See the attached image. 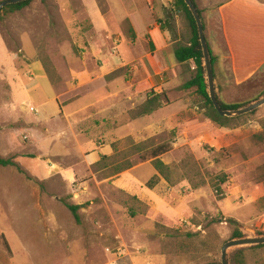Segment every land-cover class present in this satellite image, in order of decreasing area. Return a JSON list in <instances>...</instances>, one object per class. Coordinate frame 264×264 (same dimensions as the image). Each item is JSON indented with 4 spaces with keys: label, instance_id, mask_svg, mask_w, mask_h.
<instances>
[{
    "label": "rangeland",
    "instance_id": "374dc122",
    "mask_svg": "<svg viewBox=\"0 0 264 264\" xmlns=\"http://www.w3.org/2000/svg\"><path fill=\"white\" fill-rule=\"evenodd\" d=\"M215 2L196 3L208 18ZM128 12L142 29L141 14L169 13L168 45L145 33L151 25L132 39ZM190 37L174 0H31L0 11V157L16 163L0 165V264H220L229 218L244 236L264 235V104L225 127L211 122L204 99L181 88L195 65L172 50ZM223 87L233 103L257 100L264 68ZM155 95L161 105L142 113ZM159 144L170 182L141 158ZM240 249L245 264H264V244L229 249L230 264Z\"/></svg>",
    "mask_w": 264,
    "mask_h": 264
},
{
    "label": "crops",
    "instance_id": "0c3cea01",
    "mask_svg": "<svg viewBox=\"0 0 264 264\" xmlns=\"http://www.w3.org/2000/svg\"><path fill=\"white\" fill-rule=\"evenodd\" d=\"M215 3L217 4L207 11L209 19L203 15L205 10L198 7L202 10L205 37L215 58L212 67L216 95L219 101L233 103L225 99L223 86L240 88L264 68V0H217ZM136 10L140 12V9ZM127 15L131 23L130 31L132 29L134 32L133 36L131 32L132 39L151 25L145 33H151L157 38L161 49L163 45H168L160 40L162 34L156 19L162 18L154 19L141 14V19L144 17L145 21L142 29V25H138L132 14L128 12ZM213 18L216 19L217 30L209 27ZM209 31L211 36L208 35Z\"/></svg>",
    "mask_w": 264,
    "mask_h": 264
},
{
    "label": "trees",
    "instance_id": "16d2710c",
    "mask_svg": "<svg viewBox=\"0 0 264 264\" xmlns=\"http://www.w3.org/2000/svg\"><path fill=\"white\" fill-rule=\"evenodd\" d=\"M31 0H26L22 1L19 3H14V4H8L4 6L3 11L5 12H13L16 10H20L21 8L25 7L27 4H29ZM194 6L196 7L198 13L200 16H202V10L198 7L197 3L195 0H192ZM174 7L178 10L181 11L184 14V17L187 19L188 25L191 30V37L189 39V42L184 45H177L175 46L173 53L175 59L180 62H187L189 60H192L194 62L195 68H194V75L184 82L181 85V88L183 89H190L194 88L195 91L204 99V106H205V114L206 116L210 119L211 122L214 124L220 126V127H225L228 125V122L230 120L235 119L236 117H226V116H221L216 109L214 108L208 94L206 91V83L204 81V69L202 66V51L200 48V42H199V37L197 33V27L194 21L193 16L191 15V12L189 11L187 5L183 0H174ZM170 16L169 13L166 14V17L163 19H156V21L160 24V29H168L169 31H173V26L171 25L170 21ZM203 27H204V22H203ZM205 28V27H204ZM132 36L134 35L133 30L131 29ZM151 45L152 42H150ZM211 53V61L212 64L215 61L214 56L212 55V51L210 49ZM220 106L223 109H228V108H237L242 106L243 104L240 103H225L223 101H219ZM161 105V102L159 98L155 95L154 97L146 99L143 108H142V113H149L156 108H158ZM131 150L134 152H141L144 146V143H137V144H131ZM169 147L165 144H159L155 147L150 148L149 150L144 151V153L141 154L142 159H151V162L153 164V167L155 170L158 172L160 176H162L166 181H171L170 180V173H171V166L164 163L160 159V155L165 153ZM0 165L1 166H7V165H16L15 161L11 158H2L0 157ZM131 167V163L127 162L124 166H119L116 169L117 173L122 172L125 169H128ZM224 181L223 177H218V181L215 182L214 188L217 191H220V184ZM150 187H153V184L151 182L148 183ZM197 184H193V187H196ZM68 209L72 212L75 220L78 222L79 221V216L77 213L78 206L73 205V204H66ZM133 214H135L132 211ZM228 222L234 226L232 233H231V238H236V237H241L243 236V232L240 230V228L237 226V221L234 220L233 218H229ZM263 246V244H258L254 245V247H260ZM234 261L237 264H245V258H244V252L243 250H237L234 253ZM204 264H217L214 262H208Z\"/></svg>",
    "mask_w": 264,
    "mask_h": 264
},
{
    "label": "water",
    "instance_id": "95a60500",
    "mask_svg": "<svg viewBox=\"0 0 264 264\" xmlns=\"http://www.w3.org/2000/svg\"><path fill=\"white\" fill-rule=\"evenodd\" d=\"M22 1H26V0H1L0 1V11L3 9L4 6L8 4L19 3ZM183 1L185 2L189 11L191 12V15L193 16L196 27H197L200 48L202 51V66L204 69V81L206 83V91L216 111L221 116L236 117V116H240L245 113L251 112L255 110L256 108L260 107L261 105H263L264 104V94L260 96L257 100H254L244 106H240L237 108L223 109L220 106V103H219V100H218V97L215 91L211 53H210L207 39L205 37L202 18L200 14L198 13L196 7L194 6L192 0H183ZM258 244H264V235H249V236L243 235L241 237H236V238H231V239L226 240L220 248V262H221L220 264H230L229 254H228L229 249L236 248V247H244V246H254Z\"/></svg>",
    "mask_w": 264,
    "mask_h": 264
}]
</instances>
